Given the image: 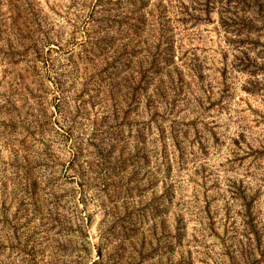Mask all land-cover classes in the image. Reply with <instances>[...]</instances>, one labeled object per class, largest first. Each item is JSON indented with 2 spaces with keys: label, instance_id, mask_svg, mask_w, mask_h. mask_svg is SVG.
Wrapping results in <instances>:
<instances>
[{
  "label": "rangeland",
  "instance_id": "obj_1",
  "mask_svg": "<svg viewBox=\"0 0 264 264\" xmlns=\"http://www.w3.org/2000/svg\"><path fill=\"white\" fill-rule=\"evenodd\" d=\"M0 264H264V0H0Z\"/></svg>",
  "mask_w": 264,
  "mask_h": 264
}]
</instances>
